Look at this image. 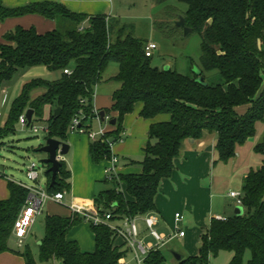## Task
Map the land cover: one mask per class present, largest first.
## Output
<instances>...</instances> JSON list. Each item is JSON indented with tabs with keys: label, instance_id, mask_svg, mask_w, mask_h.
<instances>
[{
	"label": "trees",
	"instance_id": "1",
	"mask_svg": "<svg viewBox=\"0 0 264 264\" xmlns=\"http://www.w3.org/2000/svg\"><path fill=\"white\" fill-rule=\"evenodd\" d=\"M153 1L163 5L167 0ZM177 1L187 8L182 15L185 27L201 40L199 75L186 76L173 69L153 67L152 57L144 55L146 42L134 37L132 29L116 19L73 13L57 2L6 8L0 0V22L38 15L56 25L53 31L42 35L34 28L21 27L3 35L0 90L19 70L45 67L59 73L54 81L33 79L22 86L0 127V141L15 133L19 117L28 109L33 111L27 125L30 126L49 106L52 112L46 121V139L66 144L75 116L81 114L83 122L91 123L95 118L94 89L110 64L118 67L113 81L120 87L113 93V104L105 114L115 115V125L113 131L90 141L91 162L99 164L111 158L108 144L120 137L124 117L137 104L141 107L139 117L150 123L143 160L135 163L141 173L107 179L113 187L94 198L95 209L109 214L111 221L155 211L161 182L172 176L186 140L199 141L204 133L215 134V162L226 164L235 157L237 148L255 135L256 125L264 121V0ZM65 69L71 74H64ZM212 71L219 75L220 84L202 86L195 82L199 76L206 81L204 72ZM37 92L40 94L34 96ZM242 106H246L244 112L237 113L236 109ZM56 108H60V114L53 116ZM39 148L34 151L39 152ZM254 152L261 156L263 165L244 178L239 197L243 214L225 221L212 219L201 235L198 254L176 264H209L210 257L220 252L232 253L228 264H242L245 251L251 255L246 264H264V141ZM44 176L48 192L70 191V171L64 162H60L54 186L50 187L51 175L45 171ZM6 183L8 198L0 200V255L18 254L24 264H121L129 252L124 243L115 245L117 236L104 225L90 227L95 249L83 252L76 242L66 239L68 232L82 221L59 216L45 217L37 260L29 248L21 253L11 251L8 243L28 191L13 181ZM163 262L165 258L159 250L150 251L143 261Z\"/></svg>",
	"mask_w": 264,
	"mask_h": 264
},
{
	"label": "rangeland",
	"instance_id": "2",
	"mask_svg": "<svg viewBox=\"0 0 264 264\" xmlns=\"http://www.w3.org/2000/svg\"><path fill=\"white\" fill-rule=\"evenodd\" d=\"M112 1L114 15H108L111 19H116L121 25H126L131 28L134 37L145 42L148 41L156 44L157 49L153 52L151 58V65L153 67L164 70L166 66L170 65L171 69L186 76L196 75L197 72L200 71V37L194 33H189L187 36H184L182 29L174 27V22L178 20L179 16L182 17L187 9L184 4L179 3L177 0H167L163 5H158L153 0ZM159 24L161 25L160 28L157 27ZM41 68L43 67L19 70L9 82H6L7 92L4 96L0 95V127H2L6 121L12 102L19 96L24 84L33 79H42L51 82L58 77V72L38 70ZM116 69L117 66L115 64H110L105 72L104 78L113 74ZM203 75L206 80L205 82L210 86L222 82L216 71L209 73L204 72ZM106 84L107 82H102L100 85L104 88L112 85ZM139 107L140 105L137 104L132 113L124 117L122 127L127 130L126 137H124L121 142L115 141L112 146V155L119 157V162L116 165V172L123 169L124 160L134 164L140 163L143 160L141 146L147 142L145 135L146 125L143 121L136 118ZM245 108L246 106L238 107L236 111L240 114L244 112ZM47 114L44 108L41 116L39 118L35 117L30 126L23 128L17 125L13 135L0 141V194L1 190L4 193L5 181L8 180L13 182L21 181L27 185L31 184L25 177V168L30 163H35L39 168L40 183L41 186L44 187V172L46 171V167L43 166L40 161L45 158V155L40 152H35L34 150L45 144ZM111 114L109 121L115 120V116H111ZM108 122L101 123L102 125H100V123L94 119L91 130L96 133L99 131L100 127L105 129V125H109ZM32 128H36L38 132L33 133ZM130 141L138 143L128 147L127 144ZM263 141L264 121L256 125L255 135L248 139L243 146L237 148L234 159H231L226 164L217 162L212 171L210 180L214 183L215 193L218 192L222 194L219 200H215L216 205H218V207H223L227 204L226 214L228 216H231L233 213L232 208L235 207V200L233 202L231 200L229 201L227 194L229 191L241 194L244 177H246L250 171H256L263 165L261 156L254 152V148ZM67 142L71 149L63 158L71 171V188L69 196L72 198L73 202L87 207L85 200H87L86 196L89 194V191H91V188L94 194H97L100 191L111 189L113 184L105 182V178L100 180L101 183H96V181H94L98 169L95 167V164L90 162L87 158L88 139L86 136L69 132L67 134ZM122 148H126V150L122 151ZM127 150L129 151L127 152ZM213 155L217 161L215 150ZM70 157L74 160L73 165L70 162ZM99 173H101V171ZM103 177L105 176L103 175ZM82 200L85 202L81 203ZM41 210L42 214L36 217L35 223L29 231L30 235L27 236L28 238L26 240H23L21 246L18 245V241L13 236L10 238L8 246L11 251L21 253L26 248H29L35 260H37V244L44 236V219L47 216V212H59L64 210V207L56 204L44 203ZM78 226H80V228L86 227L83 226V224ZM86 229H89L88 226ZM142 236L144 238H149V231L146 229ZM140 238L141 237H139V239ZM115 242H119V239H116ZM161 251L167 255L166 248H161ZM16 256L19 255L16 254ZM250 256V252L245 251L242 264H246ZM231 258L232 253L220 252L216 257H210L209 264H228ZM131 259H133V255L131 252H128L125 255V263L136 264L134 261L132 262Z\"/></svg>",
	"mask_w": 264,
	"mask_h": 264
},
{
	"label": "crops",
	"instance_id": "3",
	"mask_svg": "<svg viewBox=\"0 0 264 264\" xmlns=\"http://www.w3.org/2000/svg\"><path fill=\"white\" fill-rule=\"evenodd\" d=\"M37 2H57L64 5L69 11L73 13L83 14L87 16H97V15L108 16L109 14L114 15V6L112 0H2L3 6L6 8H19ZM16 27H21L23 29L34 28L38 34L42 35L47 32L53 31L56 25L54 21L47 20L38 15H27L23 17L9 18L3 22H0V43L2 42L3 35L13 30ZM147 43L148 41H146V44ZM168 67L169 69H171L170 65ZM35 68H39V67H35ZM38 70H47V69L43 67ZM105 72L102 75L101 82L96 86L97 89L96 88L94 89L92 105H93V110L97 111L98 113L100 111L105 112L106 110H109L111 108L113 104L112 102L113 93L116 90H118L120 87L119 83L113 81V78L118 73V67L116 71H114L113 74L108 75L107 78H104ZM58 77H59V73H58ZM102 82H107L108 85L109 84L112 85L111 86L109 85L104 88L100 85ZM5 86L6 83L3 84L0 90V95L4 96L6 94L7 86L6 87ZM39 94L40 92H37L35 93L34 96H37ZM138 109H139L138 115H136V118L143 121L144 124L146 125L145 135L147 141L148 126L150 123L147 120H144L139 117V112L141 107H139ZM45 110L47 111L48 113L47 115L49 117L50 113L52 112V108L46 106ZM110 114H105V115L110 117ZM111 116H115V115L111 114ZM110 122L111 121L108 122L109 125L107 126L105 125V129L103 128L106 133L114 130V126L111 125ZM99 123L100 125H102L101 123L103 122H99ZM123 129L126 137L127 130L125 128ZM215 142H216L215 134H209V133H204L203 137L199 141H194V140L190 141V139L186 140L183 143L181 154L175 160V170L172 176L169 179L163 180L161 182L159 191L155 197V211L151 213V215L155 216L157 220V223L154 226L155 231L158 234L162 235L165 240L163 245H159L157 248H155V250H159L165 258V262H163L162 264L177 263V261L171 256L170 254L171 251L181 255L182 259L196 256L198 254L201 235L204 234V232L208 229L210 221L212 219H216L217 217H223V218L230 217L226 214L227 204H225L226 206L223 207H218V205H216L215 200L216 199L219 200L222 197V194L218 192L215 193L214 183L210 180L212 171L216 166V162H215L216 160L213 155ZM89 143L90 140L88 139L87 158L91 162V158L89 155ZM135 143L137 144L138 142L130 141L127 144V146L130 147ZM66 144L69 145L67 141ZM144 146L145 144H142L141 152ZM68 147H69L68 148V153H69L71 147L70 145ZM121 150L122 151L126 150V148L124 149L122 148ZM128 151L129 150H127V152ZM70 162L73 165L74 160L71 157H70ZM108 166H109L108 162H101L99 164H95V167L98 169V173L94 178V181H96V183H101L100 180L102 178H105L104 181L108 182L106 181L107 179L104 173L105 168ZM67 168L70 171L68 166ZM72 169L74 170L73 166ZM100 171L101 173H99ZM139 173H141L140 166L136 164H132V162L126 160H124L123 162V169L116 172L117 176L119 174L126 175V174H139ZM103 175L105 177H103ZM70 181H71V171H70L69 182ZM121 187H122L121 191L124 192L125 191L124 186L121 185ZM70 188H71V183H70ZM230 192H234V191H229L228 194ZM97 194H94V191L91 188V191H89V194L86 196L87 197L86 198L87 200H85L86 202L82 200L81 203L85 202L88 208L91 209L95 208L93 204L94 201L93 199ZM228 194H227V198L229 199V201L231 200L233 202L234 199H231L228 196ZM7 198H8V190H7V183L5 181V191L3 193L1 190L0 200H5ZM65 201L68 204L75 203L72 201V198H70L69 192L65 197ZM234 204L235 207L232 208V212H233L232 215H234L235 208L241 207L237 205L236 202H234ZM40 214H42V210ZM175 214H180L182 216V220L179 222L178 225H179V229L184 232L183 237L175 236L174 233V227L176 225L174 220ZM47 216H59L62 218H69L71 217V214L68 211V209L64 207V210L59 212L57 211L47 212ZM143 217L144 216L138 217L136 221L139 237H141L140 240L146 244H151L155 246L156 243L150 236L149 238H144L142 236L144 231H146V226L143 222ZM81 223L83 224V226L86 227L80 228V226L78 225H82ZM78 225H77L78 227L75 226L68 232L66 239L68 241L76 242L79 248L84 252H93L95 249V238L92 230L90 229V226L84 222H80ZM87 226L89 228L88 230L86 229ZM29 235L30 234H28L27 236ZM27 236L25 237V240L28 238ZM122 244L123 243L120 239L119 242H115V245L117 246H120ZM161 248H166V253L169 257L161 251ZM131 260L133 262V259ZM0 264H24V262L23 259L20 256H16L15 253L6 252L0 255ZM121 264H126L125 257L121 260Z\"/></svg>",
	"mask_w": 264,
	"mask_h": 264
},
{
	"label": "built area",
	"instance_id": "4",
	"mask_svg": "<svg viewBox=\"0 0 264 264\" xmlns=\"http://www.w3.org/2000/svg\"><path fill=\"white\" fill-rule=\"evenodd\" d=\"M157 49L155 43L148 42L144 47V55L149 58L153 56V52ZM63 73L66 75H70L71 71L68 69L63 70ZM26 113V112H25ZM25 113H23L18 119V125L21 127H26L28 122L25 117ZM93 114L98 122H108L109 117L104 116V119L101 120L99 113L93 110ZM84 117L81 114L75 116L70 125L69 132L77 135L86 136L91 142L97 141L100 137H103L106 132L103 128H99L98 132H93L91 130V122L84 121ZM93 119V120H94ZM92 120V121H93ZM83 123V124H81ZM46 131V129H45ZM33 133H37L38 130L36 128H32ZM125 137V132L123 131L120 137L115 141H123ZM115 141H110L108 146L110 152L112 150V146ZM56 160L58 162H64V158L57 154ZM109 166L105 168L104 173L106 179L110 180L113 177H117L116 174V165L119 162L118 157L112 155L111 158L106 161ZM25 177L28 181L31 182L30 185H27L21 181H15L18 185L25 188L28 191V196L24 206L22 207L13 227L12 236L18 241V245L21 246L23 244V240L29 234L31 227L35 222L36 216L40 215L41 208L44 203H51L60 205L68 209L71 214V217H77L82 222L88 224L90 227H98L101 225L108 226L117 236V239H120L122 243L128 248L129 252L133 255V261L136 264H142L147 254L155 250L159 245L164 244V237L158 234L154 226L157 223L155 216L149 214L143 217V222L146 226V229L149 231V236L155 241V246L151 244H146L139 239V232L137 228V218H123L118 221H111V216L109 214H100L95 208L91 209L88 207H84L82 205L76 203H66L65 197L68 194L66 191L50 193L47 191L46 180L44 187L41 186L40 183V175L39 168L35 163H30L25 168ZM228 196L231 199H234L237 205L241 206L240 202V193L238 192H230ZM175 227L174 233L177 237H183L184 232L179 229V222L182 220V216L180 214H175ZM216 220L225 221L226 218L217 217Z\"/></svg>",
	"mask_w": 264,
	"mask_h": 264
},
{
	"label": "water",
	"instance_id": "5",
	"mask_svg": "<svg viewBox=\"0 0 264 264\" xmlns=\"http://www.w3.org/2000/svg\"><path fill=\"white\" fill-rule=\"evenodd\" d=\"M174 27L182 29L184 36H187L191 32L189 28L185 27L184 19L181 16H179L178 20L174 22ZM168 69L169 67L166 66V68H164V71ZM196 75H199V71L197 72ZM195 82L202 86H206L207 84L204 81L203 77L200 76L195 80ZM60 111H61L60 108L54 109L53 116H58L60 114ZM32 116H33V111L31 109H28L25 113V117L28 123H31ZM99 116L101 120H103L105 116V112L100 111ZM110 124L114 126L115 120L114 119L111 120ZM190 141H192V139H190ZM68 148L69 147L67 144L50 138L46 139L45 144L39 148V152L45 155V158L42 159L40 163L43 166L47 167L46 173H49L51 175L50 187L54 186L55 178L58 174L60 167V162L56 160V156L57 154L62 157L65 156L68 153ZM242 214H243L242 207H237L234 209V216H241ZM170 254L177 262L182 260V256L179 255L178 253L171 251Z\"/></svg>",
	"mask_w": 264,
	"mask_h": 264
}]
</instances>
